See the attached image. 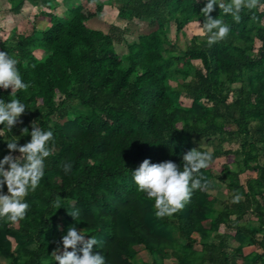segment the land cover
<instances>
[{
	"label": "trees",
	"instance_id": "trees-1",
	"mask_svg": "<svg viewBox=\"0 0 264 264\" xmlns=\"http://www.w3.org/2000/svg\"><path fill=\"white\" fill-rule=\"evenodd\" d=\"M7 1L15 15L27 1L38 4ZM66 1L57 13L59 2L44 0L46 28L38 30L39 16L30 14L31 34L0 39V51L17 60L22 80L30 84L15 97L10 88H0V99L27 106L11 132L0 131V160L10 139L19 145L30 141L33 121L54 135L44 176L25 198V218L16 224L0 220V257L8 264H56L57 242L72 225L86 239L96 238L94 252L106 264H137L143 251L151 261L139 264H165L169 251L178 264H239L245 247L264 249V9L244 8L236 23L217 5L211 15L230 32L209 47L201 15L206 0ZM108 2L120 17L146 19L152 26L128 39L122 54L119 39L89 24L105 19ZM193 22L204 34H194L179 50V34L187 37ZM25 127L29 135L22 133ZM211 139L219 145L210 151L209 167L201 169L208 188L193 191L173 216L156 218L154 201L138 191L132 171L144 159L172 160L182 170L183 154ZM228 142L239 148H224ZM63 162L72 164L70 173ZM247 172L256 176L243 181ZM219 185L226 187L227 199L212 194ZM237 194L242 199L233 203ZM57 197L60 208L54 207ZM75 210L77 220L69 215ZM174 232L185 241H175Z\"/></svg>",
	"mask_w": 264,
	"mask_h": 264
},
{
	"label": "clouds",
	"instance_id": "clouds-1",
	"mask_svg": "<svg viewBox=\"0 0 264 264\" xmlns=\"http://www.w3.org/2000/svg\"><path fill=\"white\" fill-rule=\"evenodd\" d=\"M217 5L223 14L231 15L236 23L240 22V13L244 8L251 11L259 6L264 9L259 0H206L201 15L205 18L203 27L208 33L209 47L225 39L230 32L223 20L211 15ZM17 63L8 52L0 51V88H10L13 97L18 91H27L30 87V84L22 80ZM26 108L19 99L13 98L10 102L0 99V125L4 126L0 131L6 129L11 132ZM22 133L29 135V129L23 128ZM30 136V141L24 145H19L15 139L6 142L9 152L0 160V220L11 224L25 218L29 208L25 198L29 191L34 192L39 186L44 176L45 160L52 155L49 144L54 140V135L51 130L45 131L33 121ZM17 152L19 155H14ZM212 160L213 154L210 151L193 148L183 154L182 170L172 160L152 163L150 159H144L132 171V175L138 191L146 194L148 200L154 201L156 218L163 219L183 209L190 201L193 191L208 188L210 181L201 175V169L208 168ZM61 167L68 174L73 166L69 162H63ZM5 185L7 194L4 193ZM241 199L237 194L233 203H238ZM54 207L60 208V197H57ZM69 215L77 220L80 213L75 210L69 212ZM85 237L83 230H78L75 225L69 226L53 252L56 264H106L103 255L94 252V246L98 243L96 238Z\"/></svg>",
	"mask_w": 264,
	"mask_h": 264
},
{
	"label": "rangeland",
	"instance_id": "rangeland-1",
	"mask_svg": "<svg viewBox=\"0 0 264 264\" xmlns=\"http://www.w3.org/2000/svg\"><path fill=\"white\" fill-rule=\"evenodd\" d=\"M109 1V0H105ZM61 6L58 7V10H54V12L60 13L62 11V5L66 4V0H57ZM9 4L7 0H0V39L2 40H12L13 36L17 33L19 34H26L29 35L32 33V26L31 22L29 21L30 14H37L39 16V19L35 23V27L38 30H42L46 28V26L50 22L49 16L45 13L41 14V11H45L46 7L44 6V0H38L37 5H33L31 2L27 1L23 13L20 15H15L9 10ZM105 19H93L89 22L90 26L94 29H98L103 31L106 34H111L115 36L117 39H119V43L116 44L117 51L122 54L127 51V40H132L133 38L137 37L138 35H141L143 33H146L150 30L152 27L150 22L146 19L144 20H134L129 21L122 17H120L118 13L117 7L111 3L108 2L105 5ZM170 28V27H169ZM16 30V31H15ZM126 30H129L128 33H125ZM176 30L173 27L172 34L173 36H176L175 34ZM187 34L188 36H184L183 34H179V41L178 49L184 50L187 46V40L191 39V36L200 35L202 36L204 34V30L199 22H193L187 27ZM259 46V43H257V47ZM36 54L39 57H42V52H36ZM238 87V85H236ZM186 104H190V101H185ZM214 139L208 140H202L201 142L195 143L194 147L198 148H205L209 151L213 150V147L218 146L219 142L213 141ZM213 142V143H212ZM224 148L230 149L233 148L234 150H237L239 148V145L237 142H231V143H224ZM225 162V159H219L215 164L214 168L215 170H219L221 167V164ZM231 168L236 170L237 167L235 164L231 165ZM249 176L255 177L256 174L254 172H247L242 174L241 178L243 181H245ZM227 189L223 185H219L217 190L213 191L212 194L220 195L224 199H227ZM232 237V234H231ZM173 239L177 242H184V239H181L177 232H174ZM144 253V252H143ZM142 253V254H143ZM141 254V253H140ZM145 253L143 254V256ZM143 256H137L136 262L139 264L143 260ZM146 256V255H145ZM147 258V257H146ZM6 262V263H5ZM9 262L5 259L0 257V264H8Z\"/></svg>",
	"mask_w": 264,
	"mask_h": 264
},
{
	"label": "crops",
	"instance_id": "crops-1",
	"mask_svg": "<svg viewBox=\"0 0 264 264\" xmlns=\"http://www.w3.org/2000/svg\"><path fill=\"white\" fill-rule=\"evenodd\" d=\"M232 236H234L233 233H232ZM179 243H183V242H179ZM196 248L198 250H200L201 246L197 245ZM143 252L145 253L146 256L145 255L143 256V254H144ZM143 252H141V254H139L140 256L144 257L141 262H143V261L150 262L151 259H150L149 254L145 251H143ZM231 254H234V251H231ZM242 255H243V258L238 259L239 264H264V260H261V258H260L261 255H264V249H262L258 246L245 247L243 249ZM164 258H165V264H178L177 255L175 253H173L172 251H169L167 254H165Z\"/></svg>",
	"mask_w": 264,
	"mask_h": 264
}]
</instances>
